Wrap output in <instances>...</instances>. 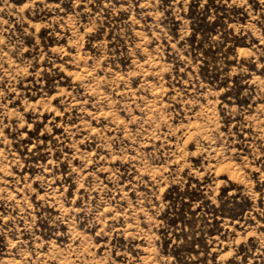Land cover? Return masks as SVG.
<instances>
[{
	"label": "rangeland",
	"instance_id": "rangeland-1",
	"mask_svg": "<svg viewBox=\"0 0 264 264\" xmlns=\"http://www.w3.org/2000/svg\"><path fill=\"white\" fill-rule=\"evenodd\" d=\"M0 264H264V0H0Z\"/></svg>",
	"mask_w": 264,
	"mask_h": 264
}]
</instances>
